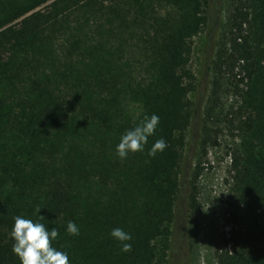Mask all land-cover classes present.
<instances>
[{
	"label": "trees",
	"instance_id": "16d2710c",
	"mask_svg": "<svg viewBox=\"0 0 264 264\" xmlns=\"http://www.w3.org/2000/svg\"><path fill=\"white\" fill-rule=\"evenodd\" d=\"M209 13L214 33L225 22L200 112L188 64ZM152 114L144 151L119 159L120 137ZM196 119L203 154L220 124L233 141L216 264H264V0H0V264H20L9 236L18 215L55 226L70 264H157L178 198L196 208L187 177L202 168L182 170ZM161 138L167 148L148 156ZM117 227L130 252L109 236Z\"/></svg>",
	"mask_w": 264,
	"mask_h": 264
},
{
	"label": "rangeland",
	"instance_id": "374dc122",
	"mask_svg": "<svg viewBox=\"0 0 264 264\" xmlns=\"http://www.w3.org/2000/svg\"><path fill=\"white\" fill-rule=\"evenodd\" d=\"M213 19L209 13L207 25L193 38L188 64L194 78L190 100L196 104L201 99L200 112L211 91V75L207 72L206 64L212 59L214 44L221 39L225 13L221 17L222 27L216 33L213 32L216 26ZM220 98L224 110L228 109L234 102L232 89L224 86ZM198 120L193 122L187 132L182 161V170L189 168L193 172L197 162L202 168L194 181L191 176L187 177V181L196 188V208L191 210L189 200L187 202L182 196L178 198L174 222L166 227L164 235L155 242L157 264H216L215 251L222 246L228 231L223 216L228 198L230 147L233 141L225 126L220 124L217 126L221 129L217 146L207 148L203 154L197 146Z\"/></svg>",
	"mask_w": 264,
	"mask_h": 264
},
{
	"label": "clouds",
	"instance_id": "9594fccd",
	"mask_svg": "<svg viewBox=\"0 0 264 264\" xmlns=\"http://www.w3.org/2000/svg\"><path fill=\"white\" fill-rule=\"evenodd\" d=\"M160 118L156 114L145 116L134 127L125 131L120 137L115 152L119 159H126L127 156L144 151L149 137L153 136L159 125ZM164 139L156 140L148 150V156L155 157L158 152L162 153L167 148ZM39 213L40 210L38 209ZM40 219L44 217L40 216ZM66 233L71 236L79 235L77 225L69 221L66 226ZM12 241V253L18 258L20 264H70L69 254L53 247V242L57 240L59 232L54 226L51 229L39 221L24 218L22 216L13 217V225L9 233ZM109 236L120 244L122 252L132 250V236L122 228H114Z\"/></svg>",
	"mask_w": 264,
	"mask_h": 264
}]
</instances>
